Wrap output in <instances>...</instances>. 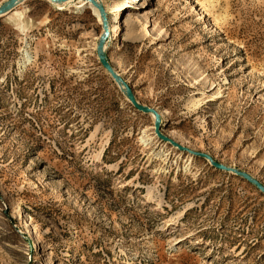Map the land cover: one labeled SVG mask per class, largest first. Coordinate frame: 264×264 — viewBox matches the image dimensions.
Segmentation results:
<instances>
[{"label":"rangeland","instance_id":"1","mask_svg":"<svg viewBox=\"0 0 264 264\" xmlns=\"http://www.w3.org/2000/svg\"><path fill=\"white\" fill-rule=\"evenodd\" d=\"M84 1L0 17V264H264V194L157 138ZM98 1L162 133L264 185V0Z\"/></svg>","mask_w":264,"mask_h":264},{"label":"water","instance_id":"2","mask_svg":"<svg viewBox=\"0 0 264 264\" xmlns=\"http://www.w3.org/2000/svg\"><path fill=\"white\" fill-rule=\"evenodd\" d=\"M23 1L24 0H4L0 4V15L10 11L14 6L20 4ZM52 1L62 2L65 0H52ZM86 1L90 2V4H92L98 10V12L100 13V16L102 18L103 31L98 36V40L96 42V47H95L96 55H97V58H98L100 65L111 76V78L114 80V82L120 87V89L124 93L125 98L130 102V104L136 110L143 112V113L153 115V132L157 136V138L159 140H161L162 142H165V143L169 144L170 146L177 148L180 151H184V152L190 153L192 155L204 158L205 160L208 161V163L211 166H213L214 168H216L218 170L229 172V173L235 174V175L243 178L248 183H250L254 187H256L261 193L264 194V185L260 181H258L254 177H252L250 174H248L244 171L238 170L236 168L223 165V164L215 161L210 155H208L206 153L194 151V150L189 149L188 147L182 146L181 144L174 141L172 138H170V137L166 136L164 133H162L161 124H160L161 119H160V114L158 113V111H156L152 107H149L147 105L140 103L136 99V97H135L131 87L128 85V83L113 69V67L108 62L104 47H105V42L108 38L109 32H108V26H107V22H106V14L103 10L102 5L97 0H86Z\"/></svg>","mask_w":264,"mask_h":264},{"label":"bare ground","instance_id":"3","mask_svg":"<svg viewBox=\"0 0 264 264\" xmlns=\"http://www.w3.org/2000/svg\"><path fill=\"white\" fill-rule=\"evenodd\" d=\"M54 6H56L55 4H61V3H63L64 1H62V2H55V1H52V0H49ZM66 1V0H65ZM84 1V0H83ZM98 1V0H97ZM84 2H86V0L84 1ZM88 2V1H87ZM99 2V1H98ZM124 2H125V0H123V1H121V2H117V3H115V4H113V5H111L109 8H111L112 7V10L110 11H108V13L109 14H112V13H114L120 6H122V4H124ZM89 3V8L91 9V10H93V11H97V13L99 14V16H100V13L98 12V10L92 5V4H90V2H88ZM19 5V4H18ZM18 5H16V6H18ZM16 6H14L11 10H13ZM88 6V5H87ZM78 7H80V6H78ZM96 9V10H95ZM10 10V11H11ZM10 11H8V12H6V13H4V14H2V15H0V17L1 16H6L7 14H9L10 13ZM119 14H120V12L119 13H117V15H115V19H113V25L111 26L112 27V29H111V34H110V39L111 40H114V39H116L118 36H119V32H118V30H119V25H120V22H119ZM100 19H101V21H102V18H101V16H100ZM114 23H115V25H114ZM152 117H153V115H151ZM160 116L162 117V113H160ZM187 158L189 159V158H191L189 155L187 156Z\"/></svg>","mask_w":264,"mask_h":264}]
</instances>
